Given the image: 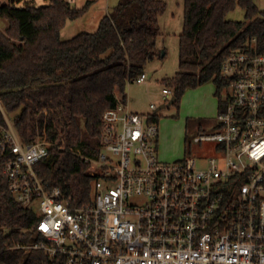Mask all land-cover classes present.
<instances>
[{
    "label": "built area",
    "instance_id": "2783aa9c",
    "mask_svg": "<svg viewBox=\"0 0 264 264\" xmlns=\"http://www.w3.org/2000/svg\"><path fill=\"white\" fill-rule=\"evenodd\" d=\"M222 72L229 101L216 130L196 138L216 142L219 156L206 166L194 157L161 161L157 105L133 112L118 90L117 106L103 114L101 151L85 157L94 178L82 205L40 176L51 143L24 142L4 112L0 192L39 218L36 240L24 247L67 264H264V53L235 50ZM147 80L146 72L133 79ZM162 93L167 104L173 89Z\"/></svg>",
    "mask_w": 264,
    "mask_h": 264
},
{
    "label": "trees",
    "instance_id": "16d2710c",
    "mask_svg": "<svg viewBox=\"0 0 264 264\" xmlns=\"http://www.w3.org/2000/svg\"><path fill=\"white\" fill-rule=\"evenodd\" d=\"M93 2L81 8L65 0L0 4L8 21L6 30L0 28V131L7 126L5 112L15 115L24 142H50V156L37 170L80 205L91 202L94 177L85 157L101 151L104 112L117 106V91L124 93L147 62L164 55L158 38L167 9L164 0H119L96 31L63 39L68 21ZM239 6L245 19H229ZM235 50L264 53V11L255 0H185L180 68L163 79L173 89V103L188 88L213 81L222 111L229 101L223 62ZM38 219L13 193L0 192V264H67L63 255L24 247L36 240Z\"/></svg>",
    "mask_w": 264,
    "mask_h": 264
},
{
    "label": "rangeland",
    "instance_id": "374dc122",
    "mask_svg": "<svg viewBox=\"0 0 264 264\" xmlns=\"http://www.w3.org/2000/svg\"><path fill=\"white\" fill-rule=\"evenodd\" d=\"M89 0H76L74 6L81 8ZM88 11L80 18L72 20L62 32L63 39H69L81 31H96L101 18L112 10L119 0H92ZM167 9L160 18L161 35L158 38V47L164 53L155 57L144 65L149 75L145 83L132 81L127 85L124 93L130 103V110L137 113L151 111L150 103L154 102L157 108L164 103L162 90L166 86L164 78L173 77L179 70L180 35L185 22V0H164ZM47 0H0V4L14 3L25 6L28 3L45 4ZM260 11H264V0H255ZM245 9L237 7L228 14L232 20H244ZM8 21L0 16V28L6 30ZM214 82H208L198 87L186 90L181 100L156 110L159 134L156 141L157 155L161 161L172 162L184 157H194L200 166H206L211 157L219 156L217 143L211 141H197L203 133L216 130L218 120V99L212 98ZM215 90V89H214ZM170 100V99H169ZM168 100V102H169ZM8 118L15 122V115ZM103 151H108L104 148ZM114 163L119 154L109 152Z\"/></svg>",
    "mask_w": 264,
    "mask_h": 264
},
{
    "label": "crops",
    "instance_id": "0c3cea01",
    "mask_svg": "<svg viewBox=\"0 0 264 264\" xmlns=\"http://www.w3.org/2000/svg\"><path fill=\"white\" fill-rule=\"evenodd\" d=\"M70 21H72V20H69L68 21V23L70 22ZM68 23H67V25H68ZM64 30V29H63ZM63 30H62V32H63ZM145 72V71H144ZM148 75V74H147ZM149 76V75H148ZM209 82H213V81H209ZM208 83V82H207ZM140 84H142V83H140ZM214 89H213V91H212V94H211V96H212V98H214V99H218V104H217V113H216V115L214 116L216 119H217V116H218V114H219V112H220V99H219V97H218V95H217V86H216V84L214 83ZM201 86V85H200ZM189 89V88H188ZM124 96H125V98H126V95L124 94ZM128 102V104H129V106H130V103H129V101H127ZM152 103V102H151ZM151 103H150V105H151ZM150 107V106H149Z\"/></svg>",
    "mask_w": 264,
    "mask_h": 264
},
{
    "label": "water",
    "instance_id": "95a60500",
    "mask_svg": "<svg viewBox=\"0 0 264 264\" xmlns=\"http://www.w3.org/2000/svg\"><path fill=\"white\" fill-rule=\"evenodd\" d=\"M165 52L163 51V54H164ZM175 96L173 95L172 96V98L170 99V101L167 103V104H162L161 106H159V108L158 109H160V108H163V107H166V106H168V105H171V104H173V102L175 101Z\"/></svg>",
    "mask_w": 264,
    "mask_h": 264
}]
</instances>
